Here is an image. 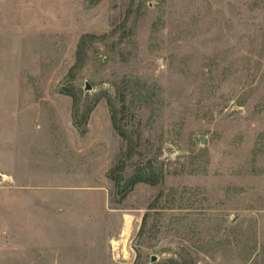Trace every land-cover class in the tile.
<instances>
[{
  "label": "rangeland",
  "instance_id": "374dc122",
  "mask_svg": "<svg viewBox=\"0 0 264 264\" xmlns=\"http://www.w3.org/2000/svg\"><path fill=\"white\" fill-rule=\"evenodd\" d=\"M0 264H264V0H0Z\"/></svg>",
  "mask_w": 264,
  "mask_h": 264
},
{
  "label": "trees",
  "instance_id": "16d2710c",
  "mask_svg": "<svg viewBox=\"0 0 264 264\" xmlns=\"http://www.w3.org/2000/svg\"><path fill=\"white\" fill-rule=\"evenodd\" d=\"M151 179H148V177H142V176H140V175H134L133 177H131V179H130V184H134V183H136V182H138V181H144V182H146V181H150Z\"/></svg>",
  "mask_w": 264,
  "mask_h": 264
},
{
  "label": "water",
  "instance_id": "95a60500",
  "mask_svg": "<svg viewBox=\"0 0 264 264\" xmlns=\"http://www.w3.org/2000/svg\"><path fill=\"white\" fill-rule=\"evenodd\" d=\"M88 89H90V85L88 82H86L85 83V90H88ZM199 139H200L201 143L204 141L203 136H200ZM152 260H154V257H152Z\"/></svg>",
  "mask_w": 264,
  "mask_h": 264
}]
</instances>
